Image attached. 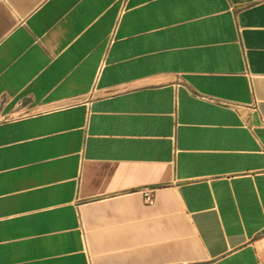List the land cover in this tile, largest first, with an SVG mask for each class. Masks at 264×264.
<instances>
[{
  "label": "crops",
  "instance_id": "crops-1",
  "mask_svg": "<svg viewBox=\"0 0 264 264\" xmlns=\"http://www.w3.org/2000/svg\"><path fill=\"white\" fill-rule=\"evenodd\" d=\"M0 264H264V0H0Z\"/></svg>",
  "mask_w": 264,
  "mask_h": 264
}]
</instances>
